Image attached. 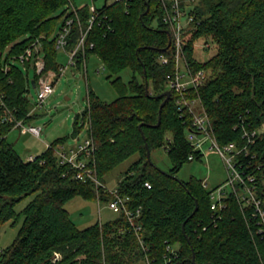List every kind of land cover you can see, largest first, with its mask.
<instances>
[{
    "label": "trees",
    "instance_id": "1",
    "mask_svg": "<svg viewBox=\"0 0 264 264\" xmlns=\"http://www.w3.org/2000/svg\"><path fill=\"white\" fill-rule=\"evenodd\" d=\"M73 2L0 0V226L23 220L16 239L0 253V264H138L147 255L162 263L168 243L181 248L180 258H172L171 264H195L194 257L196 264H264V235L257 233L254 218L250 212L246 216L236 197L226 198L227 207L215 212L202 179H178L181 168L191 162L190 155L202 159L204 153L188 140L192 115L179 111L174 91L157 126L166 98L162 94L169 90L176 70L161 0L106 1L87 35L85 50L77 56L80 67L97 54L118 91L119 96L107 102L90 88L81 115L83 123H90L89 134L97 146L101 182L105 184L107 174L138 155L120 174L117 193L128 208L140 209L137 222L142 225L144 246L124 213L79 228L65 207L69 201L82 196L109 202L115 196L92 180H79L73 173L64 176L68 167L59 163L52 149L30 161L8 140L17 120L31 122L35 117L29 115L28 94L37 75H29L31 60L24 65L16 60L33 39L45 35L47 72L54 83L58 81L62 64L57 62L54 32L67 10L54 13ZM89 7H77L84 28ZM194 13L198 24L189 37L187 56L195 70L212 73L191 95L201 98L220 145L235 142L242 147L247 143L245 131L257 130L251 154L255 165L264 163V131H259L264 125V0H199ZM81 26L74 22L67 50L77 46ZM208 39L217 52L200 61L194 44ZM160 55L169 57V63L161 64ZM126 68L133 71L129 82L120 76ZM161 145L172 162L168 171L148 159V148ZM241 157L243 162L252 158ZM257 177V195L264 207V167ZM30 195L34 198L17 211V204Z\"/></svg>",
    "mask_w": 264,
    "mask_h": 264
},
{
    "label": "built area",
    "instance_id": "2",
    "mask_svg": "<svg viewBox=\"0 0 264 264\" xmlns=\"http://www.w3.org/2000/svg\"><path fill=\"white\" fill-rule=\"evenodd\" d=\"M106 1L107 3H112L121 0ZM198 1L199 0H161L163 7L162 19L172 37L171 46H174V61L176 66L175 73L168 84L169 90L171 92L174 91L176 94V104L178 105L179 111L183 113L188 111L192 115L191 125L187 130V137L194 149L202 150L203 143L210 140L213 143L211 149L216 147L224 160L228 172L227 182L221 186L209 189L208 182L203 181L204 187L210 191L212 210L216 212L225 209L227 207L225 199L234 196L245 211L246 216L248 217V212L251 213V216L254 218L257 233L264 235V207L262 200L257 195V171L264 167V163L255 165L253 163L255 155L251 154V145L256 142L255 136L258 131L253 130L249 132L246 130L244 135L247 138V143L242 147L235 142L220 145L214 135L212 120L206 111L201 98L199 96L191 95L195 93V91H198V89L211 76L209 70H195L187 56L189 37L192 35L198 24L196 14L194 13V7ZM101 7L102 6L96 5H91L89 7L90 17L86 28L81 26L77 7L72 6L70 10L65 12L63 25L58 32L54 34L57 50H64L69 59L68 64L62 65L60 68V77L70 66H78V53L81 50H85L87 35L93 28L95 21L98 20L101 14ZM75 21H79L80 23L81 37L77 46L69 51L67 50L68 37L72 32V26ZM44 38L45 35H40L33 39L24 53H22L16 60L21 65H24L28 60H31L32 68H34L37 75V79L35 80L37 101L35 106H32L29 115H34L36 109L43 107L46 100L55 93L56 89L57 82L54 83V76L47 72V62L43 46ZM92 46L93 44H91V47ZM194 46H196V48L201 47L202 50H207L213 46V42L208 39L199 44V41H196ZM158 60L161 64L169 63V57L166 55H160ZM82 66H84V70L87 74L88 65L86 60L81 62L80 68ZM8 68V65L4 66L5 70ZM197 106L200 108L198 109ZM15 127L22 129V131L32 133L37 137H41L42 133H44V127L33 125L31 122L29 123L25 120H17ZM48 149L53 150L60 164L68 167L64 176L73 173V176L79 180H92L97 186H103L115 196L108 202V207L114 212L124 213L128 217L131 227L138 235L142 246H144V239L141 233L142 225L137 222V218L140 215V209L134 212L132 209L128 208L126 205V199L117 193V187L109 189L97 176V162L95 158L97 146L93 137L89 134V137L83 143L71 147L70 149H67L63 144L55 146L51 145ZM242 154H244V157L251 155L252 158L248 162H243V158L241 157ZM27 159L35 161L36 156L30 155ZM189 159L191 161L194 160L195 155L191 154ZM41 162L44 163L45 160H42ZM147 185L148 187H151L149 182ZM99 210H101V207ZM2 251L3 250H0V253ZM180 256V245L168 243L166 253L163 255L162 263L156 262L154 258L147 255L145 264H171L172 258L178 259Z\"/></svg>",
    "mask_w": 264,
    "mask_h": 264
},
{
    "label": "rangeland",
    "instance_id": "3",
    "mask_svg": "<svg viewBox=\"0 0 264 264\" xmlns=\"http://www.w3.org/2000/svg\"><path fill=\"white\" fill-rule=\"evenodd\" d=\"M108 1L110 2L111 0ZM105 2L106 0H74L72 4L68 3L58 9L54 15H60L63 11L70 10L72 6H102ZM63 20L64 14L60 18L59 27ZM59 27L54 32L55 34L58 32ZM203 41L200 40L199 44L203 43ZM8 50L9 48L6 53ZM216 52L217 48L215 45L207 50H202L201 47H198L195 57L200 61H207ZM68 60L66 52L58 50L57 62L67 65ZM87 65V74L84 66L81 68L70 66L57 81L55 93L46 100L43 107L35 110V117L31 120V123L44 127V133H42L41 137L22 131L18 127H14L9 132L8 140L14 144L15 149L24 159H27L30 155L36 156L43 153L51 145L63 144L67 149H70L83 143L89 137L90 124L88 121L83 123L81 113L88 106L90 88L107 102H112L119 96L118 91L112 84V80L109 78L110 71L104 66L97 54H91L88 57ZM208 70L211 72L210 69ZM29 75L31 78L34 77V68L30 69ZM120 76L124 82H129L132 79L133 71L130 68H126L120 73ZM115 77L117 76H113V79ZM28 96L32 106H35L37 90L33 85ZM197 108L199 109L200 107L197 106ZM259 131H264V125ZM167 136L171 138V133H168ZM212 144L210 140L203 143L202 151L204 156L202 159H194L186 163L178 173L179 180L188 181L191 177L202 179L208 182L209 189L221 186L227 182L228 172L224 160L216 147L211 149ZM137 156H131L106 175L105 185L109 189L117 187L120 174L137 159ZM151 161L163 171H168L172 166L171 159L163 145L151 151ZM33 198L34 195L24 198L17 204L16 210L21 211ZM65 207L69 210L72 220L79 228L89 227L99 221L105 222L116 218L118 215L108 207V201H100L96 198L86 199L82 196H77L69 201ZM100 207L101 210H99ZM22 222L23 220L20 219L13 225V220H9L0 226V250H4L13 243ZM138 264H145V261H141Z\"/></svg>",
    "mask_w": 264,
    "mask_h": 264
},
{
    "label": "water",
    "instance_id": "4",
    "mask_svg": "<svg viewBox=\"0 0 264 264\" xmlns=\"http://www.w3.org/2000/svg\"><path fill=\"white\" fill-rule=\"evenodd\" d=\"M149 11V7L147 8V10L141 15V18L146 14L148 13ZM171 43H172V37H171V34L169 33V45H168V48L171 46ZM33 82V86L36 87V82L35 80L32 81ZM148 88V86H147ZM162 95H165L166 98L165 100L162 102L161 106H160V115H159V121L157 123V126L160 125L161 123V115H162V109L163 107L165 106L166 102L171 98L172 96V92L170 90H167L165 93H163ZM141 127V126H140ZM148 159L151 160V150L148 148ZM198 205L196 206V209H197ZM195 209V210H196ZM193 262L196 264V261H195V257L193 258Z\"/></svg>",
    "mask_w": 264,
    "mask_h": 264
}]
</instances>
